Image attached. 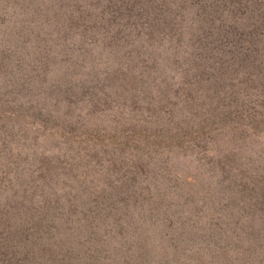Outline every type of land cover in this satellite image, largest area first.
I'll return each instance as SVG.
<instances>
[{"label":"rangeland","instance_id":"rangeland-1","mask_svg":"<svg viewBox=\"0 0 264 264\" xmlns=\"http://www.w3.org/2000/svg\"><path fill=\"white\" fill-rule=\"evenodd\" d=\"M0 264H264V0H0Z\"/></svg>","mask_w":264,"mask_h":264}]
</instances>
